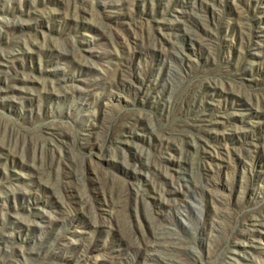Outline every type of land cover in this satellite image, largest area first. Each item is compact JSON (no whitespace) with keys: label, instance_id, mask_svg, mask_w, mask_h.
<instances>
[{"label":"rangeland","instance_id":"obj_1","mask_svg":"<svg viewBox=\"0 0 264 264\" xmlns=\"http://www.w3.org/2000/svg\"><path fill=\"white\" fill-rule=\"evenodd\" d=\"M0 264H264V0H0Z\"/></svg>","mask_w":264,"mask_h":264}]
</instances>
